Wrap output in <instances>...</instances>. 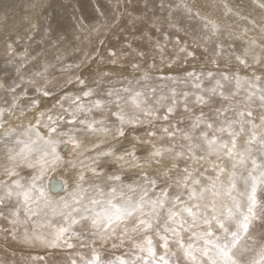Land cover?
Wrapping results in <instances>:
<instances>
[{"label":"snow or ice","instance_id":"6c2138e0","mask_svg":"<svg viewBox=\"0 0 264 264\" xmlns=\"http://www.w3.org/2000/svg\"><path fill=\"white\" fill-rule=\"evenodd\" d=\"M28 7L21 35L0 0V264H264V0Z\"/></svg>","mask_w":264,"mask_h":264},{"label":"rangeland","instance_id":"374dc122","mask_svg":"<svg viewBox=\"0 0 264 264\" xmlns=\"http://www.w3.org/2000/svg\"><path fill=\"white\" fill-rule=\"evenodd\" d=\"M220 1L219 0H190V1L189 0H171V3L173 5H175V4H180L183 2V3H187L188 5L192 6L193 8H199L201 11H203V8L208 10V12H215L216 11L215 13L217 15H219L222 13L223 9L220 7H212V6L218 5V4L220 5L222 2V1L221 2ZM233 1L232 0H230V1L229 0H223V2L229 3V5H232V6H236L237 4H239V5L242 4L243 5V11L245 13L248 14L250 12V13H253V15H257L256 16L257 18L259 17L260 10L256 7L257 0H250V2H249V0H243V2L241 0H235L236 2L235 1L233 2ZM245 1H247V2H245ZM251 1H252V3H251ZM10 2L14 5V10L11 11L12 13L9 12V14H8L9 18L7 21V27L9 29L15 27L20 32L21 35H24L29 30V25L26 22L25 17L31 16L33 21H35L37 19V17L32 13L30 7H28L32 3L36 2V0H10ZM42 2H44L48 6L45 9V19L43 20L44 26L46 27L48 24H51L52 27L57 29L58 31H67V32L71 33V25L70 24H72V22H73L72 17H73V11L74 10H76L77 16L83 15L85 17H88L89 15H91L88 17L89 19H91L93 16H95V12H94L95 0H84V1H82V0H42ZM71 2H73V3H71ZM102 2L106 3L107 0H102ZM253 2H255V3H253ZM82 3L88 4V5L83 6ZM194 3H196V5ZM250 3H251V5H250ZM69 4H72V5L69 6ZM248 5H249V7H248ZM85 9L86 10L88 9L90 11H88V10L86 11ZM244 9H246V10H244ZM244 12H243V14H245ZM256 12H258V14H256ZM178 14H182V11ZM247 14H245V15H247ZM70 19H72V20H70ZM233 19H235V18H232V19L229 18L230 21H232ZM4 30H5V25L0 23V47L4 51V53L0 54V74L3 77L2 78L0 76V80L9 79L10 77H14L16 74L14 66L12 64L9 65L8 63H6L8 60V57L5 54L4 44L2 42ZM33 35L35 38L33 41H22V44H24V43L31 44L32 49H43L44 45H39L38 43H36V41L39 39V33L33 32ZM117 43L118 42H117V39L115 36L109 37V45L110 46H115V45H117ZM72 44L73 45H79V42L78 41H72ZM17 47L19 48L20 46H17ZM66 47H67L66 54L64 53L63 49L60 51L59 54L62 56V58L64 59V61L66 63H72L74 60H76L80 56V52L78 50L76 52H73L72 47H68V46H66ZM57 54L58 53L56 51L52 50L51 47H49L47 52L45 53V56H49L50 60L53 63H56L55 56ZM65 58L67 59V61ZM94 67L95 66H93V69H94ZM6 71L8 72L9 76L6 74ZM24 71H28V69H24ZM5 75H7V76H5ZM4 76H5V78H4ZM50 103H51V101H49V104ZM0 244H1L0 245V252L2 253V255H0V258L5 257L6 255L9 256V258H10L11 249H9L10 251L8 253H5L2 250L4 247L3 244L2 243H0Z\"/></svg>","mask_w":264,"mask_h":264},{"label":"bare ground","instance_id":"6f19581e","mask_svg":"<svg viewBox=\"0 0 264 264\" xmlns=\"http://www.w3.org/2000/svg\"><path fill=\"white\" fill-rule=\"evenodd\" d=\"M82 1H84V0H82ZM189 1H190V0H189ZM219 1H220V0H219ZM221 1H222V0H221ZM221 1H220V2H221ZM229 1H230V0H229ZM232 1H233V0H232ZM234 1H235V0H234ZM234 1H233V2H234ZM241 1L243 2V0H241ZM46 2H47V1H46ZM77 2H78V1H77ZM187 2H188V1H187ZM211 2H212V1H211ZM217 2H218V1H217ZM233 2H232V3H233ZM235 2H236V1H235ZM242 2H241V3H242ZM245 2H247V1H245ZM245 2H244V3H245ZM249 2H250V0H249ZM71 3H73V2H71ZM230 3H231V2H230ZM251 3H252V1H251ZM251 3H250V5H251ZM253 3H255V2H253ZM80 4H81V3H80ZM194 4L196 5V3H194ZM217 4H218V3H217ZM228 4H229V3H228ZM234 4H235V3H234ZM234 4H233V5H234ZM236 4H237V3H236ZM248 4H249V3H248ZM71 5H72V4H71ZM82 5L84 6V5H88V4H85V3L83 4V3H82ZM82 5H81V6H82ZM218 5H219V4H218ZM237 5H239V4H237ZM245 5H246V4H245ZM254 5H255V4H254ZM81 6H80V7H81ZM246 6H247V5H246ZM248 7H249V5H248ZM250 7H251V6H250ZM70 8H71V7H70ZM86 8H87V7H86ZM83 9H84V8H83ZM83 9H82V10H83ZM198 9H199V8H198ZM85 10H86V9H85ZM87 10H88V9H87ZM87 10H86V11H87ZM244 10H246V9H244ZM67 11H68V10H67ZM83 11H84V10H83ZM88 11H90V10H88ZM203 11H207V12H208V10H206V9H204V8H203ZM249 11H250V10H249ZM215 12H216V11H215ZM243 12H244V11H243ZM11 13H12V12H11ZM70 13H71V12H70ZM86 13H87V12H86ZM244 13H245V12H244ZM249 13H250V12H249ZM68 14H69V13H68ZM88 14H89V13H88ZM245 14H247V13H245ZM252 14H253V13H252ZM256 14H258V12H256ZM93 15H94V14H93ZM219 15H220V14H219ZM89 16H91V15H89ZM89 16H88V17H89ZM255 16H257V15H255ZM72 18H73V17H72ZM230 18H231V17H230ZM231 19H232V18H231ZM70 20H72V19H70ZM233 20H234V19H233ZM70 22H71V21H70ZM70 25H71V24H70ZM2 51H3V50H2L1 47H0V54L4 53V51H3V52H2ZM3 55H4V54H3ZM1 56H2V55H1ZM46 58H47L48 60H50L49 56H46ZM65 59H66V58H65ZM69 60H70V59H69ZM66 61H67V59H66ZM4 64H5V63H4ZM9 65H10V64H9ZM2 66H3V65H2ZM3 67H4V66H3ZM93 70H94V69H93ZM6 74L8 75V72H7V71H6ZM84 74H87V72L85 71ZM7 75H5V76H7ZM58 75H60V74L58 73ZM0 76H1V74H0ZM5 76H4V78H5ZM8 76H9V75H8ZM1 77H2V76H1ZM2 78H3V77H2ZM2 78H1V79H2ZM52 175H55V173H53ZM58 178H59V177H58ZM0 245H1V244H0ZM2 250H3V249H2ZM2 250H1V251H2ZM9 251H10V250H9ZM0 253H1V252H0ZM0 255H2V253H1Z\"/></svg>","mask_w":264,"mask_h":264}]
</instances>
